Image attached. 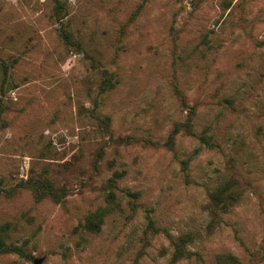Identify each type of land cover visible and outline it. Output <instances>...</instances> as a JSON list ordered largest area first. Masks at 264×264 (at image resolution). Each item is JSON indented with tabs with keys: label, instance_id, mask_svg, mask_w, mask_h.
Listing matches in <instances>:
<instances>
[{
	"label": "rangeland",
	"instance_id": "1",
	"mask_svg": "<svg viewBox=\"0 0 264 264\" xmlns=\"http://www.w3.org/2000/svg\"><path fill=\"white\" fill-rule=\"evenodd\" d=\"M63 1L0 0V264H264V0Z\"/></svg>",
	"mask_w": 264,
	"mask_h": 264
},
{
	"label": "trees",
	"instance_id": "2",
	"mask_svg": "<svg viewBox=\"0 0 264 264\" xmlns=\"http://www.w3.org/2000/svg\"><path fill=\"white\" fill-rule=\"evenodd\" d=\"M54 4V17L56 18L57 22H61L65 17V4L63 0H53ZM58 34L60 35L61 39L63 40L64 44L68 47H76L77 50L82 51L83 46L81 41L74 37L73 33H71L66 25L64 23H60V28L58 30ZM113 83L110 79L104 80L101 83V89L104 90L108 87H112ZM196 108L191 106L189 107V111L187 114V118L183 122H176L173 125V128L168 136V139L165 142V146L172 151L175 154V145H174V137L177 133L184 130L186 133L193 135L195 134L192 130L193 128V116L195 114ZM100 123L103 127H108L109 118L108 117H102L99 118ZM199 139L201 142H204L205 144H210V135L203 133L199 136ZM49 186H51L48 183ZM22 187H28L30 188L33 193L36 200L41 199L44 196L50 197L55 202L62 201V198L65 196L66 192L64 187H61L59 189H55L53 187H47L44 181L41 179H29L27 181L21 182ZM224 189H218L216 193L213 192V194L210 196V202L212 203V209H222L223 211L227 207V200L230 198L229 196H225ZM9 193V192H7ZM111 196V195H110ZM109 196V197H110ZM112 202V199H109L108 205ZM227 203V204H226ZM110 206H102L98 207L92 212H89L86 214L83 218V222L80 224V227L83 230L90 231V232H98L101 229V225L103 224L104 217L107 215V213L110 212ZM151 222V221H150ZM8 229V224H4L0 226V254L2 253H8V252H18L19 249L11 244H8L4 239V233ZM172 245L175 248L174 256H177L178 258L185 257L184 255H187L189 253L185 248V243L188 241L187 236H181L178 239H171L170 240ZM226 259H228L231 264H238L236 258L230 255H220L218 256L217 263L216 264H227Z\"/></svg>",
	"mask_w": 264,
	"mask_h": 264
},
{
	"label": "water",
	"instance_id": "3",
	"mask_svg": "<svg viewBox=\"0 0 264 264\" xmlns=\"http://www.w3.org/2000/svg\"><path fill=\"white\" fill-rule=\"evenodd\" d=\"M37 263H38V261H37V260H35V261H34V264H37Z\"/></svg>",
	"mask_w": 264,
	"mask_h": 264
}]
</instances>
